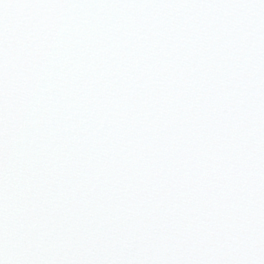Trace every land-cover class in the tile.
<instances>
[{"label": "snow or ice", "instance_id": "1", "mask_svg": "<svg viewBox=\"0 0 264 264\" xmlns=\"http://www.w3.org/2000/svg\"><path fill=\"white\" fill-rule=\"evenodd\" d=\"M0 264H264V0H0Z\"/></svg>", "mask_w": 264, "mask_h": 264}]
</instances>
